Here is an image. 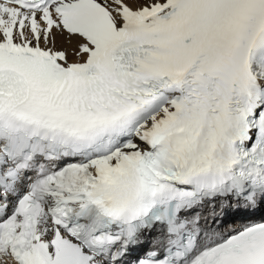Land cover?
<instances>
[{
	"label": "snow or ice",
	"instance_id": "snow-or-ice-1",
	"mask_svg": "<svg viewBox=\"0 0 264 264\" xmlns=\"http://www.w3.org/2000/svg\"><path fill=\"white\" fill-rule=\"evenodd\" d=\"M0 264H264V0H0Z\"/></svg>",
	"mask_w": 264,
	"mask_h": 264
},
{
	"label": "bare ground",
	"instance_id": "bare-ground-1",
	"mask_svg": "<svg viewBox=\"0 0 264 264\" xmlns=\"http://www.w3.org/2000/svg\"><path fill=\"white\" fill-rule=\"evenodd\" d=\"M257 215H259V214H257ZM238 223H239V221H237Z\"/></svg>",
	"mask_w": 264,
	"mask_h": 264
}]
</instances>
